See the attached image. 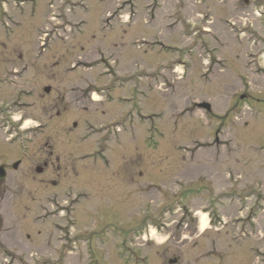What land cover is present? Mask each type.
<instances>
[{
  "label": "rangeland",
  "instance_id": "rangeland-1",
  "mask_svg": "<svg viewBox=\"0 0 264 264\" xmlns=\"http://www.w3.org/2000/svg\"><path fill=\"white\" fill-rule=\"evenodd\" d=\"M61 1L0 0V264H264V0Z\"/></svg>",
  "mask_w": 264,
  "mask_h": 264
},
{
  "label": "water",
  "instance_id": "water-1",
  "mask_svg": "<svg viewBox=\"0 0 264 264\" xmlns=\"http://www.w3.org/2000/svg\"><path fill=\"white\" fill-rule=\"evenodd\" d=\"M47 91H48V89H47ZM200 107L205 108L207 110H211V105L208 103H203L200 105ZM16 166L17 165H15V167ZM4 176H5V171H4L3 167H0V177H4Z\"/></svg>",
  "mask_w": 264,
  "mask_h": 264
},
{
  "label": "flooded vegetation",
  "instance_id": "flooded-vegetation-1",
  "mask_svg": "<svg viewBox=\"0 0 264 264\" xmlns=\"http://www.w3.org/2000/svg\"><path fill=\"white\" fill-rule=\"evenodd\" d=\"M23 91H24V89H23ZM17 162H18V167L21 165V159H19V160H17ZM0 166H3L4 167V169L6 170V167H5V165L3 164V165H0ZM50 165L48 164V162H45L44 163V167L47 169L48 167H49ZM17 167V168H18ZM45 168H39V172H44V170H45ZM6 176H7V170H6ZM6 176L4 177V178H6ZM3 178V179H4Z\"/></svg>",
  "mask_w": 264,
  "mask_h": 264
}]
</instances>
